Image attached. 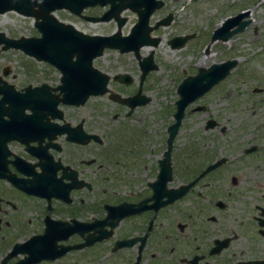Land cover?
<instances>
[{
	"label": "flooded vegetation",
	"instance_id": "flooded-vegetation-1",
	"mask_svg": "<svg viewBox=\"0 0 264 264\" xmlns=\"http://www.w3.org/2000/svg\"><path fill=\"white\" fill-rule=\"evenodd\" d=\"M213 1L210 3L212 4ZM215 1L216 4H212V8L206 9L209 26H207L205 34L206 43L202 49L204 54L209 55L214 44H231L245 31H249L253 36L258 35L260 28L252 23L251 9L240 6L244 0L238 2L235 0ZM220 1L223 4L219 3ZM161 2V8H163L165 4L163 0ZM230 2L234 4L231 5ZM108 7L109 5H87L80 10L79 14H74L65 9L57 10L67 11L76 20L84 23H113L115 27V30L97 34L83 32L76 26L67 23L82 34L109 36L119 31L120 36L128 35L135 22H131L127 31L121 33V29L127 21L121 13L127 11L135 15L129 9H124L119 13V17L124 20L120 27H117L112 17L104 21L87 19L101 17ZM96 8L103 10L99 12ZM54 11L49 12V14L53 16ZM155 11L148 18V27H153L166 17H168L166 25L173 22L174 18L170 12L158 16L150 22V17ZM210 12L216 13V21H212V17L209 19ZM6 13L24 16L12 10L0 13V16ZM26 17L32 19V26L35 31L33 35L28 37L38 36L39 33L34 26L36 20L32 16H24V18ZM236 18L237 20L234 21ZM223 22H226V26H231L229 29L227 28L228 33L239 29V23L244 22L246 24L226 40H223L222 37L213 40L214 31ZM166 25H158L157 28ZM2 30L0 33L7 39L16 40L21 37L15 38L9 32L3 33ZM153 30L148 33V37L157 38L158 44L160 39L151 33ZM261 34L264 38V29ZM175 36H189L188 40H190L198 37V33L191 32ZM3 45L4 43H0V51L16 50L3 49ZM143 47L146 46H141L138 49V55L139 50ZM117 53L123 54L118 51ZM223 56L224 58L218 62L211 63L234 60L235 66L233 68H235L239 64V59L242 58V56L239 58V54L229 56L225 50H223ZM139 58L142 57L139 56ZM46 64L59 75L57 76L58 84L53 86L47 83H39L38 85L16 84L13 82L14 78L9 77L10 73H8L7 67L0 66V84L10 88V90L5 89L0 92V264H13L23 258L24 254H11V249L33 236L42 234L45 220L72 224L74 231L65 240H56L55 243L59 246L83 243L86 236L89 234L97 235V231L101 232L102 229L104 230L102 233L107 235L100 240H94L89 245L78 249L72 248L55 259L42 260L37 264L62 261L72 252H81L80 257L82 258H79L80 261H76L79 264H85L83 260L85 258H90L86 260H93V264H264L263 103L260 104L258 101V103L250 104L249 114L259 112L258 120L252 122L253 124H250L251 120L249 124H246L244 118H240V114L243 115V105L240 106L241 109L238 108L239 113L234 115L236 117L234 122L237 124L225 120L220 124L219 119L212 116L201 121L204 131L216 130L221 136H226L230 143L237 144L238 150H206L205 146L211 145L212 139H203L201 134L195 133L191 136L190 142L179 149L180 153H176L172 147L176 141V133L170 150L169 179L164 183L160 181L156 184L157 190L154 193V198L151 197L153 191L149 183L155 181L159 169L157 162L153 169L152 178L143 175V180L137 184L134 183L133 189L126 195L108 199L110 197L106 198L104 195H113L114 192L108 191L102 184V186L99 185L98 180L95 181L93 197L95 200L80 214L79 211L82 207L72 205L73 201L77 198L82 203L84 200L83 191H90L93 185L92 181L86 180L82 175L83 166L88 161L84 159V155L80 151L88 144L100 145L102 140L94 129L85 130L83 119L78 118L74 121L71 120V122L65 116L64 107H79L83 104L76 106L62 102L54 103L53 98L57 100L61 96L59 91L54 90L59 85L60 73L54 66ZM232 69L228 75L231 74ZM245 70L240 69L237 73L239 80L242 77L240 81L244 85L246 84L243 76ZM196 72L191 75H195ZM247 74L250 75L249 72ZM120 75H126L127 82L116 81L118 84H132L133 79L129 74L121 73ZM147 75L145 74L140 79L139 72L135 91L127 93V96L133 95L138 89L144 95L141 88ZM227 76L189 103L184 109L183 117L186 110L189 112L205 110L208 103L202 105L196 101L222 83ZM42 84L48 86V91L34 90L24 96V101L20 102V97L25 92V88L38 87ZM249 93L256 96L264 94L263 75H261L259 84H254L249 89ZM238 95H241L240 91H238ZM195 107L199 109L192 111ZM233 125H239V138L235 136L236 138L231 139L228 135H224L229 130V126ZM84 134L97 136L101 142L98 143L92 138L84 140ZM165 139L166 135L164 149ZM164 149L160 158H162ZM98 157L101 158V154ZM209 166L212 167L204 172ZM96 170L100 175L99 165ZM121 175L124 177L125 174L121 173ZM114 177L115 180L123 181L118 179L117 175ZM99 178L105 182L108 176L100 175ZM188 183L191 184L182 196L172 197L173 191ZM105 184L107 183L105 182ZM38 186L47 189V196H38L31 192ZM54 190L56 192H52ZM23 200L41 202L43 210L38 221L40 229L38 227V229L21 234L24 226H28L31 221L29 218H20V213H18ZM119 205H121L119 208H113ZM60 206H62L61 209ZM107 206L111 207L113 212L112 218L108 221L115 224L112 227L108 225L100 227V223L106 219ZM86 211H90L92 216L86 218ZM33 220H36V217ZM72 221H75L76 225ZM87 228L93 229L86 231ZM23 234L26 235L20 239ZM87 249L92 250L87 252Z\"/></svg>",
	"mask_w": 264,
	"mask_h": 264
},
{
	"label": "rangeland",
	"instance_id": "rangeland-1",
	"mask_svg": "<svg viewBox=\"0 0 264 264\" xmlns=\"http://www.w3.org/2000/svg\"><path fill=\"white\" fill-rule=\"evenodd\" d=\"M163 1L164 7L152 14L150 22L167 12L173 15V22L151 32L160 39L156 47L146 46L139 50L140 57L152 50L153 61L156 65L155 70L148 72V75L146 74L141 88L142 93L148 98V102L134 107L126 116L127 107L108 98L110 93L124 97L127 96V93L134 92L140 71L132 52L118 54L114 49H105L99 57L93 59L92 65L110 78L107 84V93L89 97L82 106L63 108L68 120L83 119L85 130L94 129L102 140L100 145L88 144L80 151L84 155V159L88 161L83 166L82 175L86 180L93 182L90 191H83L84 200L82 203L77 198L73 201L72 205L82 207L79 211L80 214L95 200V198L93 199L95 181L98 180V184H102L108 191L117 193L104 195L111 199L115 196L126 195L133 189V185L143 180V175L152 178L157 159L161 157V152L164 149L165 128L172 121L173 102L177 98L176 85L184 76L194 74L199 66L207 67L211 62H218L223 59V50L227 51L229 56L239 54V58L241 56L242 58L239 59V64L232 69L231 74L222 83L196 101L202 105L208 103L205 110L200 112L186 110L176 138L174 137L176 140L172 146L176 150L174 151L178 153L180 148L190 142L191 136L195 133L201 134L203 139H212L211 145L205 146L206 150H238L237 144L230 143L226 136H221L216 130L204 131L201 121L212 116L219 119L220 124L223 123V120L237 124L234 122L236 119L234 115L239 113L238 108L241 109V105H243L242 109L244 110L243 115L240 114V118L243 117L246 124H249L250 120V124H253L252 122L259 118V112L249 114V108L251 103H258V101L260 104H264V94L256 96L249 93V89L254 84L258 85L261 75L264 76V38L261 34L264 29V0H244L245 3L243 1L240 4V6L251 9L252 23L260 28L258 35L253 36L249 31H245L231 44H214L211 55L204 54L202 49L206 43L205 34L207 26H209L206 9L212 8V4L215 5L216 1L214 0L212 4L210 3L212 0ZM238 1L240 0H235V2ZM219 3L223 4L222 1ZM230 4L234 3L230 2ZM96 9L99 12L103 10L101 8ZM121 14L126 17V24L128 23L121 29V33H123L127 31L131 22H135L136 18L134 14L127 11H123ZM53 16L64 24L74 25L86 33L103 34L115 30L113 23H84L63 10L54 11ZM211 17L212 21H216V13L210 12L209 19ZM32 22V19L28 17L24 18V16L6 13L0 16V30L3 29V33L9 32L15 38L28 37L35 32ZM191 32L198 33V37L187 40L182 47L177 49H171L168 46L167 41L171 37ZM199 62H202V65H198ZM2 65L7 67L8 73H10L9 77L12 76L13 82L16 84L38 85L39 83H47L50 86L58 84L57 76L59 75L55 70L49 68L46 63L32 59L18 50H1L0 66ZM240 69H246L243 75L244 82L246 81L245 85L240 81L242 77L239 80L237 76ZM118 73L129 74L133 79L132 84L120 85L118 82L112 81L111 76ZM238 91L241 95H238ZM224 135H228L231 139L236 138L235 136L239 138V125L229 126V130ZM201 143L204 142L201 141ZM107 148L111 156L104 159L99 158L100 151H105ZM174 159L175 157L173 161ZM180 159L183 160V158ZM98 165L100 175L108 176L105 181L107 184L99 178L98 170L95 171ZM121 173L125 174L124 177ZM115 175L123 181L113 179ZM174 182L176 181L174 180ZM42 210L41 202L25 200L21 202V209L18 212L20 218L31 220L28 226H24V228L22 226L21 234L38 229ZM74 210L76 209L74 208ZM85 215L86 218H89L92 213L86 211ZM35 217L36 220H33ZM26 234H23L20 239ZM91 250L87 249V252ZM80 253L72 252L62 261L43 262L42 264H63L64 262L65 264H79L76 261H80L82 258ZM86 259L90 258L83 259L85 264H93V260Z\"/></svg>",
	"mask_w": 264,
	"mask_h": 264
},
{
	"label": "water",
	"instance_id": "water-1",
	"mask_svg": "<svg viewBox=\"0 0 264 264\" xmlns=\"http://www.w3.org/2000/svg\"><path fill=\"white\" fill-rule=\"evenodd\" d=\"M87 5H109L101 17L87 18L92 21H104L112 17L117 27H120L124 20L119 17V13L124 9H129L135 13L136 21L126 36H120L119 31L109 36H89L78 32L69 24L56 20L49 14V12L57 9H65L74 14H79L80 10ZM161 7V0H0V13L12 10L20 15L32 16L36 20L34 26L39 33L37 37H20L16 40L7 39L0 33V43H4L3 49L19 50L26 56L54 66L59 71V85L54 90L59 91L58 93L61 96L57 100L53 98L54 103L62 102L68 105H82L89 97L100 96L108 91L106 85L109 77L92 66V60L99 57L105 49H114L119 53L132 52L137 60L140 79L148 72L156 69L152 59V50L146 56L139 58L138 49L141 46L155 47L157 45L158 39L148 37V33L157 28L158 25H166L168 17L157 22L153 27H148L147 24L150 14ZM236 20L237 18L234 19V21ZM245 24L244 22L239 23V29L228 33L227 31L231 26H226V22H223L214 31L212 39L222 37L223 40H226L231 34L242 29ZM189 36H175L168 41V44L171 49L180 48L188 40ZM234 66L235 61L228 60L221 63H211L207 67H198L195 75L184 76L176 85L175 93L177 98L174 100L172 122L166 127L165 149L162 153V158L157 160L159 169L155 181L149 183L153 191L152 198H154V193L157 190L156 184L160 181L164 183L169 179L172 140L177 133L185 107L227 76ZM111 79L113 81L127 82L126 75L115 74ZM5 89L10 90L8 86L0 84V92ZM34 90L48 91V86L42 84L38 87L25 88V92L20 97V102H23L24 96ZM108 98L126 106L128 109L126 116L129 115L134 107L141 106L148 101V98L140 93V89L131 96L120 97L115 93H110ZM198 109V107H195L192 111ZM208 125L210 126L209 123ZM90 138L95 139L98 143L101 142L97 136L83 135L84 140ZM212 166L206 168L204 172ZM190 184L188 183L173 191L172 197L182 196ZM31 192L38 196H47V189L39 186L32 189ZM120 206L113 208L117 209ZM106 208L108 209L106 219L100 223V227L104 225L112 227L115 224L108 221L113 215L112 208L108 206ZM72 222L76 225L75 221ZM44 225L42 234L33 236L11 249V254H24L23 258L13 264H37L42 260H52L72 248L78 249L89 245L94 240H100L107 235L102 233L104 231L102 229L101 232L97 231V235L89 234V236H86L83 243L72 246H59L56 245V240H65L74 231L72 224L68 225L64 222L45 220ZM93 228L90 229L92 230ZM90 229L87 228L86 231Z\"/></svg>",
	"mask_w": 264,
	"mask_h": 264
},
{
	"label": "trees",
	"instance_id": "trees-1",
	"mask_svg": "<svg viewBox=\"0 0 264 264\" xmlns=\"http://www.w3.org/2000/svg\"><path fill=\"white\" fill-rule=\"evenodd\" d=\"M109 148V147H108ZM106 149L105 151H102L101 152V157H102V159H104V158H108V157H110L111 156V154L109 153V149Z\"/></svg>",
	"mask_w": 264,
	"mask_h": 264
},
{
	"label": "bare ground",
	"instance_id": "bare-ground-1",
	"mask_svg": "<svg viewBox=\"0 0 264 264\" xmlns=\"http://www.w3.org/2000/svg\"><path fill=\"white\" fill-rule=\"evenodd\" d=\"M198 65H202V62H199Z\"/></svg>",
	"mask_w": 264,
	"mask_h": 264
}]
</instances>
